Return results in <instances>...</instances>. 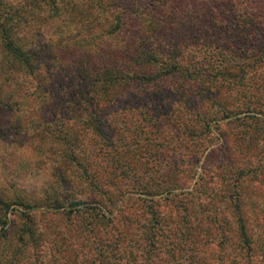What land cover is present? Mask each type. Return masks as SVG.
<instances>
[{"label": "rangeland", "instance_id": "rangeland-1", "mask_svg": "<svg viewBox=\"0 0 264 264\" xmlns=\"http://www.w3.org/2000/svg\"><path fill=\"white\" fill-rule=\"evenodd\" d=\"M161 4L193 11L192 23L206 28V55L223 76L219 107L192 106L178 98L185 90L164 88L168 98L160 103L130 88L103 123L116 134L99 138L84 134L76 97H54L45 83L41 91L9 76L0 85V264H240L237 237L225 225H234V198L253 243L264 244V168L253 164L264 166V0L151 5ZM103 8L98 0H0V24L71 60L93 52L71 28L86 11ZM98 20L113 23L114 16ZM65 46L71 50H59ZM145 107L164 115L159 127ZM222 107L233 112L222 115ZM199 108L213 121L192 114ZM245 134L258 145L244 146ZM75 202L81 206L72 210ZM27 205L39 211L28 213ZM50 207L58 211H45Z\"/></svg>", "mask_w": 264, "mask_h": 264}, {"label": "trees", "instance_id": "trees-1", "mask_svg": "<svg viewBox=\"0 0 264 264\" xmlns=\"http://www.w3.org/2000/svg\"><path fill=\"white\" fill-rule=\"evenodd\" d=\"M98 1L105 3V8L92 12L93 14L86 11L85 15L90 18L85 16V21L71 28L73 32L82 33L80 39L91 46L93 52L80 50L78 54L74 53L76 55L71 60H63L64 58L55 50H46L42 41L33 43L27 42L25 38L20 39V34L24 30L17 29L21 28L17 26L10 28L0 24V51L3 54L0 85L7 83L9 76L15 74L22 77L24 84L22 86L27 87L28 83L34 82L33 86L41 87L40 90L44 91L42 86L44 83L47 84L49 93L54 97L60 91H65L64 93L69 95L68 100H74V97L78 100L73 106L80 109L79 115L86 120L84 134L99 138L116 134L113 130L105 132L103 126L107 128V125L103 123H106L107 118L113 114L110 112L111 106L116 105L118 99L125 98V92L130 88L146 91L144 98L147 101L157 99L162 103L163 99L168 98V93L163 94L164 88L169 87L175 88V91L185 90L178 98L185 97L191 100L192 106H195L194 103L198 105L210 101H217L218 106V102L223 98L220 90L223 82L222 72L211 68L210 58L206 55L209 45L205 38L206 28L198 30L199 26L192 23L193 11L166 9L163 8V4L156 7L151 5L154 2L164 3L167 0ZM70 10L71 13L76 12L79 15L84 13L77 9ZM110 16H114L113 23H101L98 20V18L105 20ZM139 17H143L142 22L137 21ZM195 31H200L203 38H195L197 35ZM217 42L219 43L220 40L216 39ZM216 49L220 51L218 44ZM59 50L66 53L71 48L65 46ZM59 77H62V80H57ZM192 89L196 91L194 94L196 97L191 99L189 91ZM26 94L24 89L23 96ZM5 104L3 102L0 107ZM150 108L147 110L145 107L143 115L148 111L147 116L150 114V119L155 120L153 125L159 127L160 123L156 120L161 118L164 121L165 117L162 113L153 112L155 108ZM191 111L197 117L206 115L210 117L209 121L214 119L213 114L203 113L202 108ZM221 111L222 115H227L231 114L233 109L222 107ZM259 132L264 134V130L260 129ZM242 142L244 146L249 145L250 148H254L259 143L258 138L252 134H245ZM249 151L245 149L244 156ZM253 164L261 170L264 168L259 164V160ZM236 183L235 189L238 192L243 180H237ZM229 203L235 212L234 225L232 226V223L225 225L228 232H234L237 237L239 247L236 251L241 254L240 264H254V261L258 262L257 264H264V260L262 261L264 244L255 246L247 219L238 215L240 200L234 198ZM79 206L81 204L75 202L72 210H76ZM25 209L28 213L39 211V207L35 205H27ZM45 211L55 213L58 209L50 207ZM253 252L256 253L254 260L253 257L251 258Z\"/></svg>", "mask_w": 264, "mask_h": 264}]
</instances>
